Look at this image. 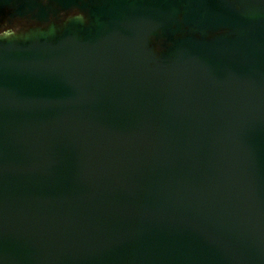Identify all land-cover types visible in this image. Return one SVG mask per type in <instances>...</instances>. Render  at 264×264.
Returning a JSON list of instances; mask_svg holds the SVG:
<instances>
[{"label":"water","instance_id":"95a60500","mask_svg":"<svg viewBox=\"0 0 264 264\" xmlns=\"http://www.w3.org/2000/svg\"><path fill=\"white\" fill-rule=\"evenodd\" d=\"M10 19L56 25L0 37V264H264V0Z\"/></svg>","mask_w":264,"mask_h":264},{"label":"clouds","instance_id":"9594fccd","mask_svg":"<svg viewBox=\"0 0 264 264\" xmlns=\"http://www.w3.org/2000/svg\"><path fill=\"white\" fill-rule=\"evenodd\" d=\"M47 3V0H44ZM65 17V12L61 11L57 16V23L61 18ZM68 18H73L76 20L83 21L84 23L87 22L86 15L83 11L73 8L70 12H68ZM53 24L56 23L48 22L44 24L34 25L32 22L28 20H15L10 19L5 23H0V37L3 38H11L15 37H26L31 30L39 29L42 31L48 30Z\"/></svg>","mask_w":264,"mask_h":264},{"label":"flooded vegetation","instance_id":"af4514ba","mask_svg":"<svg viewBox=\"0 0 264 264\" xmlns=\"http://www.w3.org/2000/svg\"><path fill=\"white\" fill-rule=\"evenodd\" d=\"M5 22H7V21H0V23H5Z\"/></svg>","mask_w":264,"mask_h":264}]
</instances>
